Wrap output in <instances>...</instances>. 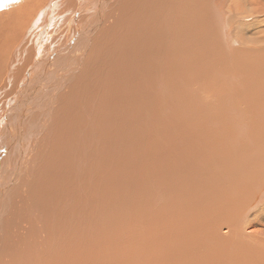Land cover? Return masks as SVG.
<instances>
[{
	"label": "bare ground",
	"instance_id": "obj_1",
	"mask_svg": "<svg viewBox=\"0 0 264 264\" xmlns=\"http://www.w3.org/2000/svg\"><path fill=\"white\" fill-rule=\"evenodd\" d=\"M1 96L0 264H264V0H0Z\"/></svg>",
	"mask_w": 264,
	"mask_h": 264
},
{
	"label": "rangeland",
	"instance_id": "obj_2",
	"mask_svg": "<svg viewBox=\"0 0 264 264\" xmlns=\"http://www.w3.org/2000/svg\"><path fill=\"white\" fill-rule=\"evenodd\" d=\"M56 12V11H55ZM53 13V12H52ZM52 16H53V14H51ZM51 15H49V17L48 18H51L52 16ZM4 96V95H3ZM2 97V96H1ZM0 97V100H3L2 101V103H1V101H0V109L3 107V106H5L4 104L6 103V101H5V99H6V97H2L1 98ZM5 98V99H4ZM7 99H9V97H7ZM3 104V105H2ZM263 208H264V206H263ZM262 208V209H263ZM264 214V210L262 211V214H261V216ZM263 218H264V215H263Z\"/></svg>",
	"mask_w": 264,
	"mask_h": 264
}]
</instances>
